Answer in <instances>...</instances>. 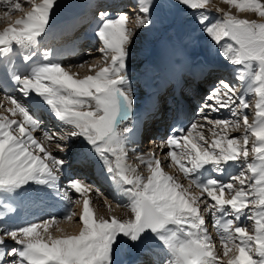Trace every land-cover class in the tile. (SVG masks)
<instances>
[{
  "label": "snow or ice",
  "instance_id": "obj_1",
  "mask_svg": "<svg viewBox=\"0 0 264 264\" xmlns=\"http://www.w3.org/2000/svg\"><path fill=\"white\" fill-rule=\"evenodd\" d=\"M209 2L139 0L133 29L126 27L129 13L109 18L108 12H100L102 23L95 32L100 47L83 52L87 59L77 65H88L89 74L83 77L69 70L72 65L52 62L47 55V62L35 65L27 74L9 70L11 86L19 96L5 91L0 101V208L4 209L0 220L14 211L12 202L44 195L45 189L66 201L67 207L62 216L52 215L38 223H0V264H137L136 253L156 248L162 249L166 258L155 264H264V0H224L238 11L256 14L260 22L229 12L212 21L206 15ZM0 5L6 9L4 17L22 13L0 30V55H6L14 45L23 49L38 46L59 2L0 0ZM189 9L202 10L191 23L220 49L229 64L239 66L235 77L239 84L221 79L204 98L197 112L203 122H193L187 129L172 128L167 139L160 141L169 166L178 167L190 185L200 190V196L206 193L204 199L190 195L163 170L154 154L147 161L150 174L146 178L123 163L127 143L136 130V97L128 73L136 29L150 27L156 16L164 18ZM35 55V51L24 55V62ZM89 59H99L102 64L89 63ZM249 93L256 98L251 122L245 112L251 107L245 99ZM32 108L50 112L59 122V130L42 129ZM222 109L228 110L231 118L213 119L212 114ZM241 126V136L228 135L229 128L235 131ZM37 131L43 132L41 139L34 136ZM77 140L106 165L117 194L127 199L126 204H116L129 210L127 218L97 216L90 195L103 193L85 181L68 179L60 188L65 161L45 144L65 152L69 142ZM229 162L239 165L240 171L227 182L216 176L204 177L206 166L222 175ZM81 196L78 233H48L58 221L73 220L76 214L71 206ZM105 203L111 208L107 198ZM202 212L213 217L226 259L209 237ZM241 218L253 221L254 231L240 224ZM40 229L48 234L42 235ZM56 232L61 229L56 227ZM124 256L132 258L125 261Z\"/></svg>",
  "mask_w": 264,
  "mask_h": 264
},
{
  "label": "bare ground",
  "instance_id": "obj_2",
  "mask_svg": "<svg viewBox=\"0 0 264 264\" xmlns=\"http://www.w3.org/2000/svg\"><path fill=\"white\" fill-rule=\"evenodd\" d=\"M131 1H133V0H131ZM58 2H59V7L58 8H56L55 9V11L53 12V14H52V19H51V23L50 24H52L53 22H56V21H60V19H62L63 17H65V18H67V17H69V16H73L74 18H75V13H73L74 11H75V9L78 7V5L80 4V3H76V0H58ZM91 2V1H90ZM127 2V7H130L131 8V10L129 11V12H127V13H131V14H135L134 13V10H133V3L132 2H130L129 3V1H126ZM135 2H137V0L135 1ZM139 2V1H138ZM137 5H139V3H137ZM136 9L138 10V7H136ZM6 21V22H5ZM8 21V19H4L2 22L0 21V30H2L4 27H6L7 26V24L9 23V22H7ZM81 22L82 21H80V20H76L75 19V22H74V24H72L73 23V19H71V21H70V27L69 28H66L65 29V31H63V33H67V31L71 28V27H73V26H77V25H79V24H81ZM159 22V21H158ZM158 22H153V24L150 26V27H147V28H140V30H141V33H142V35H141V42H139V38H135V40L133 41V43H135V41H136V44L140 47V49H144V48H142V47H144V44L146 43V42H148L149 40V36H151V37H153L154 35H156V34H158V32H155V30L151 33V35H149V33H150V31H152L154 28H157V29H159L158 27H157V23ZM62 23V22H61ZM130 23H133V24H135L136 23V20H132V19H130L127 23H126V26L128 27V25L130 24ZM136 25V24H135ZM130 26V25H129ZM134 27V26H133ZM132 28V26H130L129 27V29H131ZM49 29H50V26H49V28H48V30H47V32L40 38V40H39V44H38V46H36V47H33V50L34 51H40L41 49H40V47L41 46H43V45H45V43H44V41H45V39H46V37H47V33H48V31H49ZM133 29V28H132ZM80 32H82L81 30L80 31H78V33H80ZM167 34V33H166ZM83 36V35H82ZM166 36V35H165ZM79 37V36H78ZM167 38H169V34H167V36H166ZM53 39V37L50 39V41H47V42H53V43H55V41H51ZM187 39H188V37H187ZM170 40V39H169ZM96 41H98L99 42V40H98V38H96L92 43L91 42H88V43H86V46H91V45H93ZM171 41V40H170ZM46 42V43H47ZM133 43L131 44V48H133ZM172 43V42H171ZM134 49H136V47L134 48ZM137 49H138V47H137ZM175 51V54H174V56H170V51ZM185 52L187 51L188 52V48H187V46L185 45ZM192 51H194V49H193V47H192ZM81 54H83V53H81V51H78L75 55H73V56H71V57H69L68 58V60L66 61V62H70V63H73V67L75 68V66L77 65V63L76 62H73L74 60H77L79 57H84L83 55H81ZM142 56H144L143 54H141ZM141 55H140V59L139 58H136L135 57V59H137V60H135V62H137V63H139V60L141 61V60H143V58H141ZM146 56V55H145ZM184 56H186L185 54L183 55V52L180 50V49H178V48H176V47H174V48H170L167 44H163V45H161L160 47H158L157 48V54H156V56H155V58H154V67L157 69V71H159L160 73H162V77L161 78H164V80H167V79H170V80H172V79H174V76H176L179 72H180V69L181 68H184L183 67V63L186 61V64L188 63V62H190V60H189V58L190 57H188L187 59H186V57H184ZM183 57H184V59H183ZM174 59H177V61L176 62H173V60ZM192 60V59H191ZM80 62V61H79ZM74 63L76 64V65H74ZM205 65V64H204ZM211 66H214V64H211ZM72 67V68H73ZM207 67H209V66H207ZM207 67H205V66H203L202 68H199V67H194L193 68V70L192 71H190V73H192L193 71H202V70H206V73L207 74H202V77L203 78H207V77H209V76H212L213 75V73H214V71H217L216 70V68H221L222 70L221 71H227V69H229L230 67H226V66H220V65H216L215 67H210V68H207ZM72 68H70V69H72ZM185 69V68H184ZM82 72H84L85 74L84 75H87V74H89V71H88V66L87 67H85L84 69L81 67V69H80ZM74 71V70H73ZM186 71H187V69H186ZM81 74V73H80ZM142 81H144V79L142 80ZM161 82L162 81H158L157 83H156V85H160L161 84ZM238 82V81H237ZM134 95H135V97L138 99L139 97H140V95H138V94H135V92H134ZM252 95L253 94H251V93H249L248 95H246L245 96V99L246 100H248V101H250L251 100V97H252ZM0 99H3V96H0ZM238 101V100H237ZM238 103V102H237ZM250 104V103H249ZM137 105V104H136ZM251 105V104H250ZM253 108V110L250 112V115H251V117L249 118V121L251 122L252 121V119H253V116H254V111H255V102H253L252 101V106H251V109ZM2 111H3V109H2ZM245 112H248V109H245ZM5 114H7V113H5ZM228 115L230 116L229 118H231V114H230V112L228 113ZM200 117H199V121H200ZM220 119V118H219ZM223 119H226V117L225 118H223ZM43 122L42 121H40V124H42ZM50 124H53V125H55V126H52L51 127V129H54V128H57L58 130H59V122L53 117V119L50 121ZM36 133V132H35ZM238 134V136L237 137H239V136H241L242 135V133H243V127L241 126V128L240 129H238V130H232L231 128H229V130H228V135L229 134ZM37 137H39V136H37ZM38 139V138H37ZM41 139V138H40ZM78 142H82V141H80V140H78ZM75 145H77V143L75 144ZM50 147L51 146H48L47 148H49L50 149ZM70 147V146H69ZM129 147L130 146H127V149H129ZM155 149L156 148H152V150H151V154H149L148 152L146 153V152H144V151H140V153H139V157L140 158H146L145 160H144V163L146 164V166H147V161L151 158V156L154 154V151H155ZM51 151H53V152H55L54 150H51ZM72 152V150H68V151H65V152H62L61 154H60V156H62V157H67V159H66V161H68L69 162V164L70 165H72L73 163H75V162H72V158H73V156L72 155H69L70 153ZM74 153V152H73ZM77 154H79V151H78V153ZM131 156H132V154H131ZM251 157V156H250ZM250 157H249V159H250ZM112 158V157H111ZM158 160H160V161H162V159H160V157L159 158H157ZM133 161V160H132ZM97 162L98 161H94V162H92L91 163V169H92V181H95L96 183H99V184H101L102 183V180L99 178V174H102L104 171H105V168H106V166L104 165V167H97ZM112 163V165L113 166H115V160L114 161H112L111 162ZM123 163H125L126 164V162L124 161ZM134 164V163H133ZM230 165H232V162H230L229 163ZM235 167H236V170H237V168H238V166L239 165H234ZM207 168H209V166H206ZM229 166H227L226 168H225V171H224V173L222 174V175H220V174H217V173H215L217 176L216 177H218L219 179H221L222 178V181L227 177V175H228V178H229V175H230V169H231V167H229ZM162 168H163V170L164 171H167V167H164V165L162 166ZM175 168V167H174ZM176 169V168H175ZM240 170H238V172H239ZM207 171H205L204 172V177L205 176H207V174H205ZM237 172V173H238ZM141 173H143L142 171H140V170H136V174L138 175V174H141ZM167 174H169V175H171L170 173H168V172H166ZM176 173H178L179 174V176H177V175H171V176H173V177H175V179H176V181L179 183L180 182V175H183L180 171H178V170H175V174ZM147 174V173H146ZM148 174H150V172H148ZM249 175H250V173H249ZM78 179V178H77ZM62 180H64L63 179V177L61 176L60 177V179L58 180V184H61V185H63L64 187H65V184H66V181L65 182H63ZM79 180H82V179H79ZM83 181V180H82ZM225 182H227V180L225 181ZM186 186H187V184H186ZM111 188H114V186L112 185V187ZM185 188V187H184ZM189 188V187H188ZM104 189V191H106L107 192V195L108 196H110L111 198H113L115 201H116V204L117 203H120V204H126L127 203V199L125 198V197H122L121 195H119V194H117V192H116V190L115 191H112V190H110V191H107L106 190V188H103ZM196 191H193V193H189L190 195H192V196H200V190L199 189H195ZM70 194H74V193H72V192H69ZM95 193V192H94ZM51 194H53V193H51ZM225 195H226V197L228 196V193L226 192L225 193ZM45 196V195H44ZM95 195H93V193L90 195V198H91V201H93V198H95L94 197ZM97 196V195H96ZM34 197L35 196H32V197H28L27 198V201H29V202H31L30 201V199H33L34 200ZM82 197V196H81ZM81 197H76V199L77 198H81ZM202 196H200V198H201ZM206 197V196H205ZM103 202H105L104 200H103ZM21 203H23V201L22 200H17V201H15V202H12V204H11V206H12V208L14 209V211H11V212H7L6 214H5V216L7 217H13L14 218V220L15 221H17V220H20V221H22L23 220V223H25V225H27V224H30V223H32L33 221L31 220V222H29L28 221V219H26V218H24V217H22L21 216V213L18 211V208H17V206L18 205H20ZM28 203V202H27ZM94 203V202H93ZM112 203V202H111ZM75 204V203H74ZM74 204H73V209H72V211L76 214L74 217H78L79 216V214L82 212V207H83V202H82V204H81V210L80 211H78L77 213L75 212V208H74ZM93 205V204H92ZM98 205V204H97ZM94 207H100V205L99 206H96V205H93V208ZM101 209H103V210H94L95 211V213H96V215L97 216H105V217H109V216H116L117 218H127V216H128V214H129V210L127 209V208H118V211H117V213H111L110 211H109V207H107L106 206V203H101ZM0 211H4V209H2V208H0ZM4 216V217H5ZM4 217H3V220H0V223H3V221L5 220L4 219ZM230 218V217H229ZM45 218H42V221L44 220ZM74 219V218H73ZM212 220L211 221H209V222H211V225L210 226H212V227H214V225H213V218H211ZM13 220V221H14ZM244 220H245V222L247 221H249V220H246V219H244V218H241V221L243 222V224L245 223L244 222ZM5 222V221H4ZM38 222H41V220L40 221H36V223H38ZM72 222V221H71ZM208 222V223H209ZM68 221H58V223H56V224H54L53 225V228H54V232L55 233H57V236H61V235H65V234H77L78 232H77V230L76 231H71V230H69V231H67L65 228V225H68ZM77 223V222H76ZM249 223V222H248ZM246 224V223H245ZM253 224H254V222H253ZM56 227H59L60 229H61V232H56ZM208 227V226H207ZM253 227V230H254V226H252ZM52 228V227H51ZM70 228V227H69ZM68 228V229H69ZM75 228V227H74ZM40 231H41V234L42 233H44L43 232V230L42 229H40ZM49 231V230H48ZM50 233V232H49ZM47 233H45V235H46ZM44 235V236H45ZM211 237V236H210ZM213 241V240H212ZM218 241V240H217ZM214 242V241H213ZM216 242V241H215ZM216 246V245H215ZM144 254H146V252L142 249V250H140L138 253H136L135 255H139V257H142ZM130 258H132V257H128V256H126V257H124V258H122V259H124L125 261H127L128 259H130ZM144 258V257H143ZM143 258H139V260L137 261V264H138V262H142L141 260L143 259ZM154 258H158V259H160V260H164L165 258H166V254H165V252L162 250L161 252H160V255H156ZM149 259H152V258H149ZM224 259H226V258H224ZM147 264H149V262L147 263Z\"/></svg>",
  "mask_w": 264,
  "mask_h": 264
},
{
  "label": "rangeland",
  "instance_id": "obj_3",
  "mask_svg": "<svg viewBox=\"0 0 264 264\" xmlns=\"http://www.w3.org/2000/svg\"><path fill=\"white\" fill-rule=\"evenodd\" d=\"M79 1V2H78ZM82 1V0H81ZM80 0H76V3H80L81 2ZM136 0H133L132 1V3L134 4L133 5V10H134V8L136 9V7H138V5H137V3H139L138 1L139 0H137V2H135ZM91 3V2H90ZM130 3V2H129ZM207 9H208V11H207V13H206V15H208V17L212 20V21H215L216 19H218V18H221L222 17V15H223V12H229L231 15H234V16H237V17H239V18H246V19H254V20H256V21H258V22H260L261 21V18L259 17V16H257L256 14H254V13H251V12H241V11H238L236 8H235V6L234 5H229V4H226L225 2H224V0H210V2H209V4L207 5ZM217 9H220L221 11H217ZM198 11H202V10H197V11H194V10H191V9H189L188 11H179V12H173V13H170V14H168L166 17H164V18H161V17H159V16H156V17H154V21L155 22H158L157 24V27L159 28V29H157V28H154L152 31H150V33H149V35H151V33L155 30V32H158V34H156V35H154L153 37H151V36H149L148 38V42H146L145 44H144V47H142V48H144L143 50L142 49H140V47L136 44V41H135V43H133V48H131L130 47V55H129V59H128V71L129 70H131V67H132V65H134V67H136V69L140 72V73H143L144 71H152V67H151V61H147L145 64H142L141 63V61L139 60V63H137V62H135V60H137V59H135V57L136 58H139L140 59V55L141 54H145L146 56H149V55H152L153 53H154V48L155 47H160L161 45H163V44H165V43H167V44H169L170 45V47L171 46H173V44L174 43H171L168 39H170L171 41L174 39V33H171V32H169V30L171 29L173 32H174V29H175V31H177L178 32V29H181L182 30V32L180 33V35H178L175 39L176 40H174L175 41V45L177 46V47H183V45H184V49H185V45L187 46V48H188V52H191V53H189L191 56H189L190 58H189V60L190 61H193V58H196L197 60L199 59V61H197V64L198 63H200L201 62V64H198V65H196L195 67H199V68H202L203 66H205V67H207V66H209V67H207V68H210V67H215L217 64L215 63V62H211V61H208V59L207 58H201V57H205V56H209V57H211L213 60H225V58L220 54V49L216 46V45H214L212 42H210V40L202 33V30L200 29V28H198V27H196L195 25H193L192 23H191V21L192 20H194V19H196L197 18V15H198ZM130 14V16H131V19L132 20H136V15L134 14H131V13H129ZM19 15H22V13H20ZM16 16H18V15H15V17H13V19H11V18H8V21L7 22H10V20H15V18H16ZM140 17L141 18H143V14H140ZM6 22V21H5ZM136 24V23H135ZM135 24H133V23H130L129 25L130 26H132V28H135ZM128 25V27L127 28H129L130 26ZM134 26V27H133ZM131 28V29H132ZM136 32H137V34H136V36H135V38H139V42H141V35H142V33H141V30H140V28L139 29H136ZM165 33V35L167 36V34H169V38L167 39L163 34ZM167 33V34H166ZM187 33H190V37H188V39L186 38V40L185 41H187V42H185L184 43V37L186 36V34ZM158 35H159V37L161 36V39H160V41L161 42H165V43H159L158 45H157V43L158 42H156L155 40L157 39V37H158ZM182 39V41H181V44L179 43V41ZM135 40V39H134ZM195 40V41H194ZM150 41H151V46H150ZM188 41H191V42H193L194 41V43H188ZM176 42H177V44H176ZM183 43V44H182ZM150 46V47H149ZM176 46H174V47H176ZM98 47H100V42L98 43V46L96 47V48H98ZM136 47V49H134ZM137 47H138V49H137ZM149 47V48H148ZM157 47V48H158ZM173 47V48H174ZM192 47H193V49H194V51H196V52H198V54H200V55H198V56H196V53L194 52V51H192ZM96 48H94V49H96ZM93 49V50H94ZM181 50V49H180ZM182 51V50H181ZM183 52V51H182ZM174 54H175V51L173 50V51H170V56H174ZM186 55V53H184L183 52V55ZM81 55H83V54H81ZM96 55H97V57L99 56V54L98 53H96ZM184 57H186V56H184ZM184 57H183V59H184ZM193 57V58H192ZM141 58H143V56L141 55ZM201 58V59H200ZM192 59V60H191ZM89 63H94V64H96L97 66H100L101 64H102V61L101 60H99V59H96V60H91V59H89ZM205 64V65H204ZM211 64H214V66H211ZM70 65H73V63H71ZM224 64L223 63H221V65L220 66H223ZM68 66V65H67ZM67 66H65V67H67ZM88 65L86 64L84 67H82L83 69L85 68V67H87ZM234 67V69L236 70V68L237 67H239V66H233ZM81 67H78V66H75V68L73 67L72 69H69L70 71H72V72H76V73H78V75L80 76V77H83L84 76V72H82L81 70ZM74 70V71H73ZM159 72V71H158ZM81 73V74H80ZM160 73V72H159ZM141 80H143V79H141ZM237 84H239V81L237 82ZM139 86V85H138ZM139 87H141V86H139ZM136 90V89H135ZM138 95H141V94H138ZM208 95V93L207 94H205L204 96H203V100H201V102L202 103H204V98L206 97ZM139 99V98H138ZM137 98H136V101L138 100ZM202 99V98H201ZM255 96H254V94L252 95V97H251V100L250 101H248L250 104H251V106H252V101L253 102H255ZM238 102V101H237ZM239 103V102H238ZM2 110V109H1ZM253 110V108L251 109V107L250 108H248V112H247V114H248V117L250 118L251 117V115H250V112ZM225 112L227 113V115H228V113H229V111L228 110H226L225 109ZM218 114V113H217ZM216 118H218V117H216V116H213V119H216ZM220 119H222V117L220 118ZM200 121H201V119H200ZM203 122V121H202ZM204 132H205V134L208 136V138H209V140H211L213 137L211 136V134L208 132V130H207V128H205L204 130H203ZM238 136V134L236 133V134H229V136L230 137H232V136ZM39 136V135H38ZM236 136V137H237ZM42 138V137H41ZM49 146H51L50 147V150H54V151H56L57 149H53L52 147H53V145H49ZM77 145H75L74 147H72V148H75ZM55 147V146H54ZM249 148H251V144H249ZM62 153V152H61ZM147 153V152H146ZM132 154V153H131ZM135 155H137V153L135 154ZM159 158V157H158ZM167 159V158H166ZM128 162H130V164L131 165H129V167L130 166H132V167H134V168H139L140 169V171L141 170H145V172H143L142 173V175H140V176H143V177H147L149 174H148V172H149V169L147 168V166L145 167V168H143L139 163H134L133 164V162L131 161V157H128L127 156V159H126ZM132 160L134 161V160H136L135 158H132ZM250 161L252 160V157H250V159H249ZM230 163V162H229ZM161 166H163L162 164H161ZM175 167V166H174ZM172 168V169H168L167 168V171H165V172H168V173H170L171 175H177V176H179V174L178 173H176L175 174V168ZM229 168V167H228ZM238 170H240V166H238V168H237V170H236V174H237V172H238ZM147 173V174H146ZM181 180H184V179H180V184L181 185H183V187H185V189L188 191V193H193V191H196L195 189H191L190 187L188 188V186H186V182H187V179L186 180H184V181H186V182H184V181H181ZM237 187H238V184L236 185ZM70 195V194H69ZM93 195H95L94 197L95 198H93V201H92V204L93 205H96V206H99L100 205V207H94L93 209L94 210H103V209H101V203H105V202H103V199H101V197H99L98 195V198H97V196H96V194L93 192ZM206 196V195H205ZM205 196H202L201 197V199H204V198H206ZM105 197V196H104ZM29 199V198H28ZM77 200L79 201V202H75V204H74V208L76 209L75 210V212L77 213L78 211H80L81 210V204H82V202H83V197H81V198H77ZM94 202V203H93ZM110 205H111V208H109V211L113 214V213H117V211H118V207H116V204L114 203V202H112L111 200H108L107 201ZM112 202V203H111ZM98 204V205H97ZM93 205H92V207H93ZM205 213L206 212H202L201 214L204 216V217H206V215H205ZM74 219L72 220V222L71 221H68L69 223H68V225H65V229L67 230V231H69V230H71V231H76L77 230V232L79 231V227H80V225L78 224V223H76V221H77V219H78V217H73ZM4 222V221H3ZM13 222H16L15 220L13 221ZM13 222H10V223H13ZM244 222H245V220H244ZM249 222V223H248ZM246 221L244 224H242V225H246L247 227H248V229L250 230V231H254L253 230V221ZM58 223V222H57ZM207 223V222H206ZM243 223V222H242ZM208 225H209V223H208ZM20 226H22V225H20ZM205 226V225H204ZM70 227V228H69ZM75 227V228H74ZM210 227H212V226H210ZM69 228V229H68ZM208 228V227H207ZM213 229H214V232H217V229H216V227H213ZM50 232V234H52L53 236H57V233H55L54 232V228L52 227H50L49 228V231H48V233ZM47 233V234H48ZM207 233H209L210 234V238L214 241L213 242V244H214V246L219 250V252H218V254L221 256V258L222 259H224V257H223V253H222V246H221V244H220V241H219V236L217 235V234H213V232L211 231V229L209 228L208 229V231H207ZM46 234V235H47ZM42 235H45V233H42ZM45 235V236H46ZM218 240V241H217ZM216 241V242H215ZM8 244L9 245H13V242L11 241V240H9L8 241ZM147 254V253H146ZM145 255V254H144ZM143 255V256H144ZM143 256L142 257H139V255H135V259L136 258H143ZM124 257H126V256H124ZM124 257H122V258H124ZM147 259H149V258H147ZM139 260V259H138ZM138 260H136V262L138 261Z\"/></svg>",
  "mask_w": 264,
  "mask_h": 264
}]
</instances>
